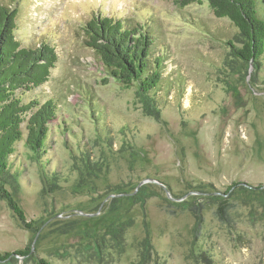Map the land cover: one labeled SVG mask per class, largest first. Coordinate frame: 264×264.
<instances>
[{
    "label": "rangeland",
    "instance_id": "374dc122",
    "mask_svg": "<svg viewBox=\"0 0 264 264\" xmlns=\"http://www.w3.org/2000/svg\"><path fill=\"white\" fill-rule=\"evenodd\" d=\"M2 6L23 47H54L49 81L24 101L58 111L38 152L27 113L0 171L22 212L0 195V264H264V58L236 54L229 19L205 0ZM100 17L151 34L164 70L154 102L103 69L88 45Z\"/></svg>",
    "mask_w": 264,
    "mask_h": 264
},
{
    "label": "trees",
    "instance_id": "16d2710c",
    "mask_svg": "<svg viewBox=\"0 0 264 264\" xmlns=\"http://www.w3.org/2000/svg\"><path fill=\"white\" fill-rule=\"evenodd\" d=\"M185 7L201 0H174ZM218 18L229 19L240 31L243 47L236 54L243 60L259 64L264 58V0H205ZM16 12L0 7V171L7 169V160L14 154L16 143L23 135L22 124L27 121L29 146L41 151L49 135V123L57 118L54 100L40 104L25 103V94L49 81L58 56L48 43L23 47L16 38ZM88 24L90 42L109 75L125 84L137 83L143 96L154 102L152 93L162 82L163 60L154 52L151 34L137 26L123 24L118 19L100 17ZM0 195L14 211L21 210L0 184ZM224 205L220 213L224 212ZM28 250L24 255H27ZM23 254V253H22ZM6 260V258L2 259ZM39 264H48L40 261Z\"/></svg>",
    "mask_w": 264,
    "mask_h": 264
}]
</instances>
